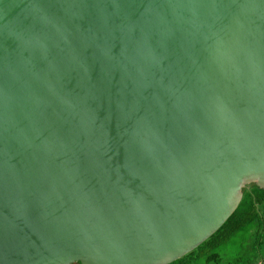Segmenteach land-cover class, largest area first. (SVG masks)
Listing matches in <instances>:
<instances>
[{
    "label": "water",
    "instance_id": "95a60500",
    "mask_svg": "<svg viewBox=\"0 0 264 264\" xmlns=\"http://www.w3.org/2000/svg\"><path fill=\"white\" fill-rule=\"evenodd\" d=\"M264 190V0H0V264H194Z\"/></svg>",
    "mask_w": 264,
    "mask_h": 264
},
{
    "label": "trees",
    "instance_id": "16d2710c",
    "mask_svg": "<svg viewBox=\"0 0 264 264\" xmlns=\"http://www.w3.org/2000/svg\"><path fill=\"white\" fill-rule=\"evenodd\" d=\"M194 264H264V190L231 232V239L223 240L206 257H197Z\"/></svg>",
    "mask_w": 264,
    "mask_h": 264
},
{
    "label": "rangeland",
    "instance_id": "374dc122",
    "mask_svg": "<svg viewBox=\"0 0 264 264\" xmlns=\"http://www.w3.org/2000/svg\"><path fill=\"white\" fill-rule=\"evenodd\" d=\"M71 264H76V263H71Z\"/></svg>",
    "mask_w": 264,
    "mask_h": 264
}]
</instances>
